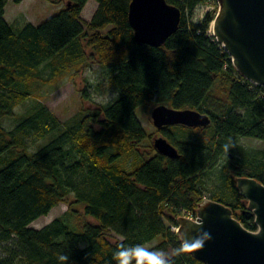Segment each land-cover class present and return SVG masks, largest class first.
Wrapping results in <instances>:
<instances>
[{
	"label": "trees",
	"instance_id": "trees-1",
	"mask_svg": "<svg viewBox=\"0 0 264 264\" xmlns=\"http://www.w3.org/2000/svg\"><path fill=\"white\" fill-rule=\"evenodd\" d=\"M47 1L62 4L56 15L14 30L0 0V120L15 121L11 129L0 123V264H119L122 247L153 240L148 249L162 252L168 264H203L173 229L179 218L196 214L206 193L255 232L235 179L264 185L263 88L236 72L212 36L216 0H165L179 9L180 21L158 47L134 39L131 0H94L88 22L81 18L88 0ZM206 3L213 9L194 23ZM91 64L103 69L115 97L63 124L37 86H54ZM159 105L206 114L209 124L147 133L135 110L141 107L149 120ZM159 136L176 149L175 158L154 149ZM240 138L262 148L244 149ZM36 141L44 143L30 150ZM60 204L67 208L61 216L29 227Z\"/></svg>",
	"mask_w": 264,
	"mask_h": 264
},
{
	"label": "water",
	"instance_id": "water-1",
	"mask_svg": "<svg viewBox=\"0 0 264 264\" xmlns=\"http://www.w3.org/2000/svg\"><path fill=\"white\" fill-rule=\"evenodd\" d=\"M211 22L212 36L229 55L236 72L264 88V0H216ZM178 8L165 0H131L128 22L139 44L161 46L177 29ZM150 120L156 129L167 126L205 127L209 117L193 110H175L164 105L152 108ZM154 149L169 158L176 149L163 136L152 140ZM236 189L247 201L255 232L245 229L231 210L214 201L200 203L196 219H178L176 233L186 251L203 264H264V185L253 178L235 179ZM206 231L211 239L201 245L194 239Z\"/></svg>",
	"mask_w": 264,
	"mask_h": 264
},
{
	"label": "rangeland",
	"instance_id": "rangeland-1",
	"mask_svg": "<svg viewBox=\"0 0 264 264\" xmlns=\"http://www.w3.org/2000/svg\"><path fill=\"white\" fill-rule=\"evenodd\" d=\"M62 7L48 2L47 0H6L4 7V19L14 29L18 30L23 25L30 23L34 26L42 24L50 17L56 15ZM97 8L94 0H88L81 12V18L88 22L92 18ZM213 9V5L206 3L199 6L193 15L192 21L200 24L208 11ZM212 25H210V28ZM212 32V30H211ZM47 72L43 71L42 76L46 77ZM36 93L43 99L44 105L54 114V116L63 124L73 120L79 112H88L93 109V105L106 104L115 97V91L109 87L106 75L101 67L91 64L85 67L79 74L64 78L54 86H37ZM31 105V100H27L23 105L15 108V115H19ZM135 115L147 133H154L156 128L151 120L147 119L141 107L136 108ZM0 123L6 129H11L14 119H1ZM44 141H36L30 145V150H35ZM237 144L247 150H258L262 148L260 141L240 138ZM129 170V165H126ZM205 187L210 188L212 177L205 178ZM204 201L207 199L205 194ZM67 210L63 204L50 210L47 216H43L32 222L29 227L40 229L50 223L56 217L61 216ZM88 221L94 220L90 217L85 218ZM73 223V219H70ZM176 232V228L173 229ZM156 240L144 245V248H150L155 245ZM84 244H80L82 247ZM1 254V250H0Z\"/></svg>",
	"mask_w": 264,
	"mask_h": 264
},
{
	"label": "clouds",
	"instance_id": "clouds-1",
	"mask_svg": "<svg viewBox=\"0 0 264 264\" xmlns=\"http://www.w3.org/2000/svg\"><path fill=\"white\" fill-rule=\"evenodd\" d=\"M227 147L226 144L225 149ZM194 239L199 240L203 245L204 242L211 239V236L208 232L203 231ZM117 255L120 257L119 264H168L162 252L144 248L139 244L132 246V249L122 247ZM60 259L64 260L65 257H60Z\"/></svg>",
	"mask_w": 264,
	"mask_h": 264
},
{
	"label": "built area",
	"instance_id": "built-area-1",
	"mask_svg": "<svg viewBox=\"0 0 264 264\" xmlns=\"http://www.w3.org/2000/svg\"><path fill=\"white\" fill-rule=\"evenodd\" d=\"M259 87V86H258ZM262 88V87H261ZM262 94L264 95V88H263V92H262ZM187 218H189V219H191V220H195L196 219V214H194V216H192V215H190L189 217H187Z\"/></svg>",
	"mask_w": 264,
	"mask_h": 264
}]
</instances>
